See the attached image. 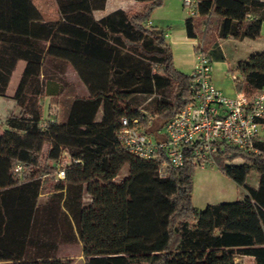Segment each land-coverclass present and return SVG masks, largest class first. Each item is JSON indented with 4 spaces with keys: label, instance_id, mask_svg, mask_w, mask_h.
<instances>
[{
    "label": "trees",
    "instance_id": "1",
    "mask_svg": "<svg viewBox=\"0 0 264 264\" xmlns=\"http://www.w3.org/2000/svg\"><path fill=\"white\" fill-rule=\"evenodd\" d=\"M143 1L96 18L93 10L106 0H56L59 17L44 20L34 0H0V94H7L17 61L25 59L12 94L20 111L0 120V264H71L61 248L75 241L84 264H242L245 254L264 264V119L257 151L225 144L214 154L213 163L244 187V196L200 208L191 201L198 162L190 146L185 162L164 174L162 157H138L121 146V116L157 123L192 100L190 73L174 65L163 30L146 22L163 0ZM189 6L186 33L198 38L195 52L211 62L225 58L223 38L261 32L264 0ZM58 57L73 65L88 90L68 101L61 119L43 110L45 96L63 91L47 66ZM229 70L240 75L234 76L237 90L252 99L264 88V51ZM235 157L243 161H228ZM125 162L128 172L117 179ZM253 167L256 186L247 182ZM135 252L150 257L133 262L128 253Z\"/></svg>",
    "mask_w": 264,
    "mask_h": 264
},
{
    "label": "built area",
    "instance_id": "2",
    "mask_svg": "<svg viewBox=\"0 0 264 264\" xmlns=\"http://www.w3.org/2000/svg\"><path fill=\"white\" fill-rule=\"evenodd\" d=\"M192 2L184 0L187 5ZM146 22L151 24V19ZM211 65L204 52H195L190 72L192 100L169 118L154 123L153 117L144 122L138 116H121L117 134L123 150L147 159L162 157L160 174L170 165L185 162L187 146L199 164L213 162L214 154L225 144L257 151L254 140L262 131L264 88L252 99L244 90L227 94L213 82ZM69 161L58 165L59 177H65Z\"/></svg>",
    "mask_w": 264,
    "mask_h": 264
},
{
    "label": "rangeland",
    "instance_id": "3",
    "mask_svg": "<svg viewBox=\"0 0 264 264\" xmlns=\"http://www.w3.org/2000/svg\"><path fill=\"white\" fill-rule=\"evenodd\" d=\"M39 5H43L48 11L49 15H54L53 4L54 0H35ZM139 4L143 3V0L138 1ZM164 4H160L156 7L158 11L169 10L168 13L172 14L174 24L184 23V19L189 15L190 6L184 3V0H176L167 4L163 0ZM118 4L122 5L124 3L119 2ZM125 6V5H124ZM128 6V5H126ZM154 10V9H153ZM153 10L148 15V19L153 18ZM163 15H166L163 14ZM180 22V23H179ZM162 27H167L165 24L154 26L156 31H159ZM172 48V47H171ZM225 58L224 59H215L211 64V76L213 82L219 87H221L225 92L230 93L231 95L237 91L236 79L234 78L235 73L239 75L238 72L233 73L229 70V65L233 66L232 60L233 56L239 51V46H236L230 41L224 42ZM173 53V50H172ZM48 67L52 72L57 73V76L60 77V81L65 82L63 87V92L61 96H50L49 107L46 110V114L52 117H57L58 119L64 118L66 116V109L68 106V99H70L67 94L70 91H76L78 93H86V88L83 83L79 80L77 74L68 69H61V65L55 66L52 60L47 59ZM173 63L176 67L181 70L190 73L192 67H187L185 65H178V62L173 54ZM66 71V72H65ZM60 74L63 76L61 77ZM240 76V75H239ZM17 78H13L14 85H16ZM13 88V87H12ZM7 91V90H6ZM75 92V93H76ZM12 98L9 95L0 94V118H3L6 113L10 112L12 109ZM56 102V103H55ZM4 121V120H3ZM159 122V120H157ZM64 162L68 161V158L63 160ZM231 162H241L243 159L241 157H235L233 159H228ZM67 163V162H66ZM128 163H123L122 167L119 170L117 179L122 178L128 172ZM259 172L256 168H251L247 175V182L251 185L256 186L258 184ZM192 186H191V201L192 204L197 207H203L208 202H217L220 200H234L237 198H242L245 194V189L242 185L235 182L228 174H226L217 164L213 162L201 163L194 166L192 173ZM88 199V198H87ZM61 253L67 254L71 257V264H84L81 243L79 241L64 243L61 248ZM129 258L133 262H142L149 259L150 254L143 253H128ZM242 264H255L253 260L248 258L240 259Z\"/></svg>",
    "mask_w": 264,
    "mask_h": 264
},
{
    "label": "crops",
    "instance_id": "4",
    "mask_svg": "<svg viewBox=\"0 0 264 264\" xmlns=\"http://www.w3.org/2000/svg\"><path fill=\"white\" fill-rule=\"evenodd\" d=\"M138 1L139 0H106L105 6L103 8L94 9L93 13H94V16L96 18H98V17L104 15L105 13L109 12L110 10L117 8V7H122L125 9L140 8L144 4V2L139 4ZM164 1L167 2V4H170L171 2L176 1V0H164ZM119 2H122L124 4L120 5V4H118ZM34 3L37 6V8L39 9L44 20H53V19H57L59 17V10H58V5H57L56 0H54V4H53L54 15H49L47 9L45 7H43V5L37 4L35 2V0H34ZM162 4H164V3H162ZM126 5H128V6H126ZM156 8H160V7L154 8L153 18H150L151 24H153L154 26L163 25V24H165V26H168V28L162 27L160 30H163V32L165 33L166 40L171 44L173 54H174V56L178 62V65H185L187 67H192V64H193L194 59H195V48L194 47L198 41V38L189 36L186 33L185 24L183 22H181V24H176V23L174 24L172 14L168 13L169 10L166 9L165 11H158V9L156 10ZM165 13H166V15H163ZM225 41H230L231 43H234L236 46H239V51H237V54L235 56H233L234 57L232 60L233 64H235L239 60H245V59L249 58V56L253 52L264 51V20L262 21V25H261V32L256 37L234 38L231 36H227V37L223 38L219 42V47L222 50V52L224 53V55L226 53L224 50V42ZM50 60H52V62H59L60 65H61V63H64V66H61L62 68L60 69V71L62 69L71 68V70L77 74L79 80L82 82V80L80 79L76 69L73 67V65L70 62H67L64 59L59 58V57L58 58H51ZM228 65L230 66V64H228ZM24 66H25V59L20 58L17 61V64H16V66L13 69V72L11 74L9 84L7 86V94L6 95L11 96L12 98H14L12 96V94H13V92H14L17 84H18V81L20 79V76H21V73L23 71ZM14 76H15V78H17V82H15L16 85H14V83H12ZM60 76L62 77L63 75L60 74ZM211 78H212V76H211ZM61 83L64 87L65 82L61 81ZM83 85L86 88V93H83V92L78 93L76 91H70L67 94V96L71 99L75 94H88V90H87L86 85L84 83H83ZM217 86H219V85L217 84ZM62 92H60V94H62ZM225 93H227V92H225ZM60 94L56 95V96H61ZM227 94H230V93H227ZM50 96L47 95L43 98V110H44V116L45 117L47 116L46 110L49 107H51L49 105ZM52 96H55V95H52ZM70 99H68V101ZM12 104H13V106H12L11 111L6 113L3 118H0V120L2 122L5 121V118L10 113H19L20 106L17 103L15 98L12 100ZM239 258L240 259L248 258L250 260H253V262H254L253 256L249 255V254H245ZM83 261H84V257H83Z\"/></svg>",
    "mask_w": 264,
    "mask_h": 264
}]
</instances>
